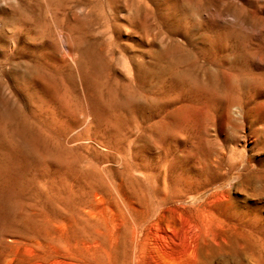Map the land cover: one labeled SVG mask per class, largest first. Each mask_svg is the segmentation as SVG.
I'll list each match as a JSON object with an SVG mask.
<instances>
[{
    "label": "rangeland",
    "instance_id": "obj_1",
    "mask_svg": "<svg viewBox=\"0 0 264 264\" xmlns=\"http://www.w3.org/2000/svg\"><path fill=\"white\" fill-rule=\"evenodd\" d=\"M242 32L264 43V0H0V264H131L124 203L148 213L174 192L145 242L173 264H264V166L214 158L235 55L186 50ZM186 221L207 231L196 252L164 239Z\"/></svg>",
    "mask_w": 264,
    "mask_h": 264
},
{
    "label": "bare ground",
    "instance_id": "obj_2",
    "mask_svg": "<svg viewBox=\"0 0 264 264\" xmlns=\"http://www.w3.org/2000/svg\"><path fill=\"white\" fill-rule=\"evenodd\" d=\"M8 4H10V1L8 2ZM242 9L244 8L242 7ZM8 15L6 16L7 18ZM3 17L4 16L2 15V18ZM22 17L23 18L21 19L24 21L23 23L24 24L25 22L27 23V17L25 15H23ZM10 20L11 18L9 19V21ZM21 21L19 20V22ZM238 32L241 31L240 30L236 31L235 36L236 34H238ZM242 33L239 34L241 36H237V38H235L233 42L229 43L230 45L228 44L227 46L226 44L223 43L220 44L212 43L209 44L208 46L206 45L199 46L198 43L188 41V47H186V50L191 51L189 52L191 56H195L197 54L204 55L205 53L212 54L217 52L218 50L224 52V54L225 51L229 50L231 53L233 52V54L235 55V58L233 60L234 62L226 61V59L224 60L223 57L224 61H222V63L221 62L219 63L220 68H222V70L225 71L229 69V71L231 72L230 75L234 77L235 81L234 84L232 82L231 87L228 90L230 91L228 98L229 100L225 101V103L222 105L223 107L221 111L223 117L225 118V125H223V127L225 126L224 127L225 130H228L227 132L229 134V135L226 134L227 135L226 140L227 138L230 137L231 143L227 147L223 142L224 139L223 141L219 139V147H216L214 158L216 159V163L218 162V165L220 164L223 167L225 165L231 173L233 174L236 173L239 177L241 176L243 170H245L246 167H251L253 166L254 163H259L264 166V88L260 89L259 88L260 86H257L256 81L258 80V78L261 79V76L256 75L257 73L253 72L254 68L258 66L257 60H261L264 57V43L258 42L256 40L251 41L253 39H248V36L245 35L244 32ZM2 47L3 44H0V50H3ZM214 47H216V49ZM210 54L209 56L207 55L208 58L211 56ZM222 55L223 53L221 54V56ZM212 59H214V56ZM219 59H222V57ZM211 60L209 61L211 62V64H213L214 62H212ZM260 66L261 65H259V67ZM220 68L217 69L220 70ZM1 70L2 68L0 67V71ZM227 78H230V76ZM246 78H249L248 79L249 82L246 80ZM226 81H228V79ZM247 83H249L250 85H248ZM250 86L251 88H249ZM230 128L232 129V134L230 132ZM239 139H241L244 142L243 145L242 142L240 143ZM238 144H240L241 148L237 146ZM221 187L222 186L220 184H216L215 186H213L215 192H218V189H220ZM205 189L206 188H199L196 189V191H191V192L190 189L189 190L186 189V201L191 200L192 198L194 199V201H198V200L200 201L204 199L205 195L203 193ZM172 195H173L172 200L170 201H180L181 199H185L184 198L185 196L181 198L175 192ZM168 200H169L168 196L165 195L162 196L158 205L154 206L152 210L149 211L148 213L140 212L138 210L139 207L137 208V205L135 206V204L133 206V203L131 201L124 203L125 214L126 215L128 214L129 215V216L127 215L128 217H130V214H132V216L135 215L134 219H136V221L132 226V229L130 230L132 234V240L134 243V252L132 251L133 257L131 258L132 259L131 264H142V262H146V264H173L172 261H174L175 259L172 260L170 256L171 254L168 255L167 253L165 254L162 251H160L158 249L160 245H158L157 241L152 239L154 241L149 240V242H145L147 238L145 237L146 233L144 228L151 219L154 220L153 223L164 222V218L166 214L163 208H165L166 205L170 202ZM132 210L135 211L133 212L134 214L132 213ZM254 210H256V208L255 209L250 208L249 211H246L248 213V217L246 216L245 219L247 221H252V224L257 225V223H259L262 219L256 215V212ZM136 212L139 213L136 214ZM144 218H148V219L142 222V219ZM127 219L129 220V218ZM178 230L180 234L176 242L171 238L172 237L171 235L170 236L167 235L168 233L165 234L166 237H164V239L165 241L170 240L172 246L173 244H177V245H181L180 248H182L183 245H186L185 251L187 252H189L190 250L193 252L198 251L199 248L203 246V242L205 238L208 236L204 224L198 222L186 221V226L181 225L178 228ZM162 236H164V234ZM145 243L149 245V248L145 249L144 247ZM166 245L167 247H169L168 244ZM183 248H185V246ZM155 251L158 256L155 255ZM57 263L59 262L58 261L50 262V264H57Z\"/></svg>",
    "mask_w": 264,
    "mask_h": 264
}]
</instances>
